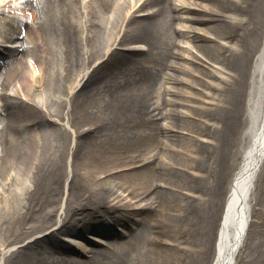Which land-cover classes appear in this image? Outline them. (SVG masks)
Segmentation results:
<instances>
[{"label": "bare ground", "instance_id": "6f19581e", "mask_svg": "<svg viewBox=\"0 0 264 264\" xmlns=\"http://www.w3.org/2000/svg\"><path fill=\"white\" fill-rule=\"evenodd\" d=\"M170 2L0 0V264H264V0Z\"/></svg>", "mask_w": 264, "mask_h": 264}, {"label": "rangeland", "instance_id": "374dc122", "mask_svg": "<svg viewBox=\"0 0 264 264\" xmlns=\"http://www.w3.org/2000/svg\"><path fill=\"white\" fill-rule=\"evenodd\" d=\"M170 3H171L170 0H161V5L163 7V21H164V17H165V19L166 18L169 19V22L170 23H174L173 24L174 26H178V27H182L183 28V26H184L183 24H186L187 25V23L185 21H175L174 20L175 15L181 14V12L180 11H177V10H172L171 7H170L171 6ZM153 8H155V7H153ZM170 23H169V25H170ZM165 24H166V22H165ZM167 25H168V23H167ZM183 40H185V39L181 38L180 35H178L176 37V41L177 42L178 41L179 42L181 41V44L183 43ZM263 40H264V35L261 38V41L259 43L260 45H261V43H263ZM134 45L135 44H129L128 46H134ZM139 45L140 44H138V46ZM2 49L3 50H6L4 47L1 46V50ZM171 50H173L174 52H176V51L182 52L181 49L178 48L177 46H172L171 47ZM255 59H256V55H254V58L252 57V59H251L252 66L254 64L253 61H255ZM169 60L170 61L171 60L173 61V60H182V59H178V58H174V57L170 56V59ZM194 66H197V65L194 64ZM166 72H169V74L171 73V74L177 76L178 78H188V79H192V80L196 79L194 76H186L184 73H181L179 71H173V69H166ZM215 80H216V78H215ZM256 85H257V89L259 91V92L258 91L257 92L264 95V91H263V89H261V88H263L262 87L263 84L260 85V84H257L256 83ZM187 89L190 90V91H194L195 90L191 86H188ZM247 89H248V87H247ZM252 90H253V84H252ZM257 92H256V95H257ZM253 94H254V92H253ZM176 97H178V96H176ZM185 102L188 103L187 100H184V103ZM184 103L183 104H180L183 107L177 105V108H185L184 106H185L186 103L185 104ZM252 118H253V116H252V113H251L250 108L244 106L243 117H242L241 124L239 126L240 133H239V135H236L235 143H234V146L232 147V156H231L230 161H229V168H228V172H227L228 173V176H227V178H226V180H225V182L223 184V190H224V193H226V194H227L226 190H227L228 183H229L228 182L229 181L228 180L229 179V175L231 174L232 170H234V168H233L234 167V162L237 163V161L239 159H241V154L243 152V148L246 146L247 141L250 138V134L252 133V127H253ZM161 122H162V120H161ZM67 160L70 161V158H68ZM257 184H258V180L256 182V187H257ZM220 218H221V216H219L218 218L215 219L214 226H213V235H212V238H214V235H216V233L218 231ZM101 225L102 224H99V227H102L103 226V225L102 226ZM110 227L112 228L113 232L119 231V233L121 232V230L126 229V227L124 225H122V224L121 225L114 224L113 226H110ZM113 239H114L113 237L112 238L103 237L102 238V241L104 243H108V242L112 241ZM41 248H43V246L42 247H38L36 250H40ZM213 250H214V245L212 244V252H213ZM240 259H241V252H239V254L237 256V260H239V262H241ZM19 264H25V261L23 260Z\"/></svg>", "mask_w": 264, "mask_h": 264}]
</instances>
